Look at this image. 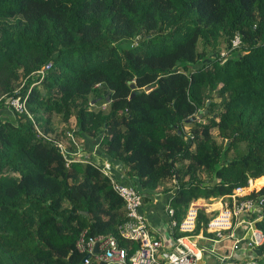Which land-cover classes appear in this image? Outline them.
<instances>
[{
	"label": "trees",
	"instance_id": "1",
	"mask_svg": "<svg viewBox=\"0 0 264 264\" xmlns=\"http://www.w3.org/2000/svg\"><path fill=\"white\" fill-rule=\"evenodd\" d=\"M18 95L31 118L4 117ZM54 114L74 117L70 156L97 139L145 201L175 178L177 224L193 199L250 179L248 197L264 195V0H0V264H82L74 243L84 228L131 254L138 244L117 232L122 198L97 164H66ZM216 213L199 210L194 230L174 236L198 234ZM257 248L264 255V242Z\"/></svg>",
	"mask_w": 264,
	"mask_h": 264
},
{
	"label": "built area",
	"instance_id": "2",
	"mask_svg": "<svg viewBox=\"0 0 264 264\" xmlns=\"http://www.w3.org/2000/svg\"><path fill=\"white\" fill-rule=\"evenodd\" d=\"M237 42L238 39L234 41L235 44ZM48 67L49 64L45 65L37 73L43 76ZM8 102L17 112H27L25 99L18 96L10 98ZM35 128L38 135L46 136L38 127ZM67 134L71 136L70 133ZM55 143L63 154L66 164L74 160L68 157L62 142L55 141ZM97 165L109 178L113 190L124 202L126 219L118 225V235L137 243L138 247L128 254L127 249L118 243L116 236L111 234L88 236V230L84 228L79 232L74 243L75 250L83 255L82 264H200L199 261L208 252L207 248L197 240H193L192 235L174 236L173 230L177 227L179 232L193 231L197 212L202 209L207 213L214 211L217 213L208 221L206 227L201 229L198 235L201 239H210L212 242L233 239L232 249H237L242 242H247L249 246H259L264 242V230L256 225L264 216V198L239 199L240 196L248 193L249 187L247 189L238 187L233 193L218 197L216 200L202 202L192 200L184 219L177 224L173 218L174 209L169 203L178 187L176 179L173 178L171 197H168L163 208L167 220L160 226L166 233L159 238L155 236L147 216L142 212L143 192L135 183L121 180L119 176L114 175L109 162L105 161ZM251 183L252 181L249 180L250 186ZM238 230L240 234L237 233ZM208 233L213 234L212 237H205ZM95 246L96 252H94ZM216 264H264V260H235L227 255L220 257Z\"/></svg>",
	"mask_w": 264,
	"mask_h": 264
},
{
	"label": "crops",
	"instance_id": "3",
	"mask_svg": "<svg viewBox=\"0 0 264 264\" xmlns=\"http://www.w3.org/2000/svg\"><path fill=\"white\" fill-rule=\"evenodd\" d=\"M77 151H80L78 149ZM97 153V151H96ZM98 157H102L97 154ZM101 159L100 161H102ZM105 160V159H104ZM114 174L118 175L120 171L115 167L113 169ZM144 201L145 203L142 206V212L147 216L148 221L153 228V232L157 236H162L166 233L161 229V225L163 222L167 220L166 214L164 213V202H165V195H162L161 201L159 200H151ZM158 207H161V210L158 211ZM162 219L163 222L159 223V220ZM160 227V228H159ZM157 230V232H156ZM159 231V232H158ZM240 234V230L237 231ZM199 234H196L192 237L193 240H197L199 244L203 245L208 252L204 255L202 260L199 261L200 264H216L218 259L223 256L230 255L235 260H248V259H255L261 261L264 259V255H262L259 249L255 246H249L247 242H242L239 244L237 249H232V244L234 242L233 239H223L212 242L210 239H201ZM205 237H212L206 235ZM1 264H7L3 259L1 260Z\"/></svg>",
	"mask_w": 264,
	"mask_h": 264
},
{
	"label": "clouds",
	"instance_id": "4",
	"mask_svg": "<svg viewBox=\"0 0 264 264\" xmlns=\"http://www.w3.org/2000/svg\"><path fill=\"white\" fill-rule=\"evenodd\" d=\"M222 49H224V50H221L220 51V57H226V55H227V53H226V51H225V48H222ZM49 64V67L45 70V73H44V75L43 76H41L39 73H37L38 71H36V75H37V77H39V79L40 80H42V79H44V77H45V75H46V73L48 72L47 70L50 68V63H48ZM47 65V64H46ZM45 66V65H44ZM43 66V67H44ZM42 67V68H43ZM41 68V69H42ZM40 70V69H39ZM34 84H36V82L34 83ZM19 96V95H18ZM18 96H16V97H18ZM16 97H8V98H6L5 99V103H4V108H5V112L6 113H10V114H13L14 115V113H16L17 111L9 104V102H8V100L10 99V98H16ZM19 97H21V96H19ZM21 99H24V98H21ZM107 103H109V102H105V103H103L102 105H101V108L102 109H105L106 107H107ZM25 107H26V105H25ZM27 110V109H26ZM204 110H201V112H200V114L203 112ZM5 113V114H6ZM18 113H26L27 114V116L28 117H32L31 116V114L29 113V111H27V112H25V111H23V112H18ZM207 113V112H206ZM205 113V114H206ZM29 114H30V116H29ZM3 115V114H2ZM183 130H184V133H185V135H184V138H191L192 136H191V133L189 132V130H185V127L183 126ZM69 137H71V136H69ZM55 141H59L57 138H54L53 139V142L55 143ZM61 142V141H60ZM63 143V142H62ZM55 145L57 146V144L55 143ZM64 145V144H63ZM95 145V147H93L92 148V151L93 152H95L96 153V151H97V154H99L100 156H103V155H101L99 152H98V146H99V143H96V144H94ZM65 146V145H64ZM58 147V146H57ZM66 147V150H67V155H68V157L69 158H71V159H74V158H76V159H74L73 161H76V160H79V161H84V160H88V161H92L93 163H95V164H97V163H102V162H105V161H107V162H109L110 163V165H111V170H112V173L114 174V172L115 171H113V169H115V167L119 170V171H121V169H120V167H121V165H120V163L119 162H116V161H111V160H109L106 156L103 158V157H100V158H97V160H95V159H88V158H86L84 155H82L80 152H81V150L80 151H76L75 153L77 154V156H70L69 155V148L67 147V146H65ZM60 150V149H59ZM101 159H103L102 161H100ZM105 159V160H104ZM72 162V161H71ZM70 162V163H71ZM69 163V164H70ZM68 165V164H67ZM119 166V167H118ZM100 169V168H99ZM101 171V170H100ZM103 174V173H102ZM120 174V173H119ZM119 174L118 175H116V176H119ZM104 175V174H103ZM115 175V174H114ZM109 179V178H108ZM251 181H253L252 179H250ZM126 181V180H125ZM128 181V180H127ZM136 186L138 187V189H140L139 188V186H138V184H136ZM173 187V185H172V183L170 182L169 183V186H166V189H168L169 188V191H166V192H162L161 190L163 189V187L162 186H160V187H158V189H156L155 190V192L154 193H152V194H150V195H148V197H150L151 199H150V202H152L151 200H159V201H161V197H162V195H165V202H164V205H165V203H166V201H167V199H168V197L170 196L171 197V188ZM250 188L249 189V191H248V193H246V194H244L242 197L240 196L239 197V199L240 198H243L244 199V196L245 195H247V194H249L250 193V191L251 190H253V189H255L253 186H252V183H251V186L249 185V181H248V186L246 187V188H244V189H247V188ZM236 190V189H235ZM140 191L141 192H143V190H141L140 189ZM176 191V190H175ZM143 194H144V192H143ZM174 194V193H173ZM173 194H172V196H173ZM144 197H145V194L143 195V204L145 203L144 201ZM247 197H248V195H247ZM261 197L262 198H264V195H258L257 196V198H253V197H249V198H253V199H256V200H260L261 199ZM218 197H214V198H210V199H204V198H199V199H196V200H198L199 202H202V201H210L211 199H213V200H216ZM194 200V199H193ZM203 210V209H202ZM205 211V210H204ZM263 211H264V205H263ZM206 212V211H205ZM214 212H216V211H214ZM214 212H211V213H208V214H212V213H214ZM207 213V212H206ZM263 218H264V216H263ZM263 218H262V220H263ZM262 220H260V221H262ZM260 221H258V222H260ZM256 225H257V223H256ZM258 227V226H257ZM258 228H260V227H258ZM192 232V231H191ZM191 232H187V233H191ZM198 234H200V232L198 233ZM209 234V233H208ZM207 234V235H208ZM187 235H192L193 237L195 236V235H193V234H187ZM213 234H209V236H212ZM156 237H159V238H161V236H157V235H155ZM180 236H182V235H180ZM206 236V235H205ZM263 244V243H262ZM260 246V245H259ZM255 247H258V246H255ZM264 259H262L261 261H263Z\"/></svg>",
	"mask_w": 264,
	"mask_h": 264
},
{
	"label": "rangeland",
	"instance_id": "5",
	"mask_svg": "<svg viewBox=\"0 0 264 264\" xmlns=\"http://www.w3.org/2000/svg\"><path fill=\"white\" fill-rule=\"evenodd\" d=\"M129 42H127V44H128ZM221 48H225V44H222L221 45ZM197 49L199 50V51H201V49H202V43H201V41H199L198 42V44H197ZM221 50H224V49H221ZM217 102H219V99H215ZM108 106V105H107ZM217 108H219V106H217ZM11 115V114H10ZM5 118H7V117H9V114H5V116H4ZM51 122H52V127L55 129V136H56V138L59 140V141H61V142H63V144L65 145V146H67L68 148L70 147V138L71 137H69V136H65L64 135V132H66V130L67 129H69V128H73L74 127V125H75V120H74V117L72 116L70 119H69V121L68 122H63L62 121V119H61V117L59 116V115H53L52 116V119H51ZM192 126V125H191ZM184 127H185V130H190V124H185L184 125ZM211 133H212V135L215 137V139H216V141L217 142H221L222 140H221V138H219L218 136H217V129H212L211 130ZM75 142H77L76 140H75V138H72ZM89 144H92V148L93 147H95V145L94 144H96V142H98V140L97 139H90L89 141ZM239 147H238V149H237V151L238 152H240V154H242L245 150H246V146L242 143V144H239L238 145ZM99 147V146H98ZM82 149V148H81ZM84 150L82 151V152H80L82 155H84L86 158H88V159H95V160H97V158H100V157H98L97 156V153H95V152H93L92 151V149H90L87 145H84V148H83ZM229 156H231V157H234V156H236V152L234 151V149L233 150H231L230 152H229ZM103 158L105 157L104 155L102 156ZM200 177L202 178V180H205V181H207V180H209V178L207 177V174H206V172H202L201 174H200ZM164 185L165 186H169V183H164ZM255 188V187H254ZM161 210V207H158V211H160ZM161 222H163L162 221V219H160L159 220V223H161ZM202 262L204 263V260H202Z\"/></svg>",
	"mask_w": 264,
	"mask_h": 264
},
{
	"label": "water",
	"instance_id": "6",
	"mask_svg": "<svg viewBox=\"0 0 264 264\" xmlns=\"http://www.w3.org/2000/svg\"><path fill=\"white\" fill-rule=\"evenodd\" d=\"M130 87L131 88H135V85L132 83V84H130ZM207 112V110L205 109L204 110V113H206ZM199 117H201V114H199ZM187 121H189V120H187ZM97 251V248H96V246H95V249H94V252H96Z\"/></svg>",
	"mask_w": 264,
	"mask_h": 264
},
{
	"label": "bare ground",
	"instance_id": "7",
	"mask_svg": "<svg viewBox=\"0 0 264 264\" xmlns=\"http://www.w3.org/2000/svg\"><path fill=\"white\" fill-rule=\"evenodd\" d=\"M252 186L254 187V181H252Z\"/></svg>",
	"mask_w": 264,
	"mask_h": 264
}]
</instances>
